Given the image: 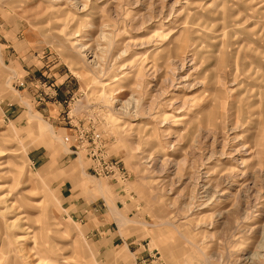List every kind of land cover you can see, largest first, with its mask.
<instances>
[{
	"label": "rangeland",
	"instance_id": "374dc122",
	"mask_svg": "<svg viewBox=\"0 0 264 264\" xmlns=\"http://www.w3.org/2000/svg\"><path fill=\"white\" fill-rule=\"evenodd\" d=\"M264 264V0H0V264Z\"/></svg>",
	"mask_w": 264,
	"mask_h": 264
},
{
	"label": "built area",
	"instance_id": "2783aa9c",
	"mask_svg": "<svg viewBox=\"0 0 264 264\" xmlns=\"http://www.w3.org/2000/svg\"><path fill=\"white\" fill-rule=\"evenodd\" d=\"M155 264H158L157 262H155Z\"/></svg>",
	"mask_w": 264,
	"mask_h": 264
}]
</instances>
